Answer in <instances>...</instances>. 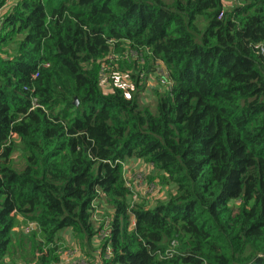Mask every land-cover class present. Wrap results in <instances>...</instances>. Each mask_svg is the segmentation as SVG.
I'll list each match as a JSON object with an SVG mask.
<instances>
[{
  "label": "trees",
  "instance_id": "obj_1",
  "mask_svg": "<svg viewBox=\"0 0 264 264\" xmlns=\"http://www.w3.org/2000/svg\"><path fill=\"white\" fill-rule=\"evenodd\" d=\"M7 1L0 264H54L68 230L93 252L103 205L104 264H264V0L230 12L224 0ZM139 56L138 75L159 65L172 84H156L155 113L136 75L130 96L100 82ZM137 159L168 182L165 201L131 204L124 167ZM18 218L37 231L17 237Z\"/></svg>",
  "mask_w": 264,
  "mask_h": 264
},
{
  "label": "rangeland",
  "instance_id": "obj_2",
  "mask_svg": "<svg viewBox=\"0 0 264 264\" xmlns=\"http://www.w3.org/2000/svg\"><path fill=\"white\" fill-rule=\"evenodd\" d=\"M250 1L251 0H228V2L232 3V8L230 7L231 5L227 8H225L224 6V8L226 12H230L238 5V3L243 4ZM16 3L17 0H8L6 4L7 6L11 7ZM9 10L10 9H5L0 13V29L3 24V18ZM135 56L137 55L135 54ZM136 59L140 61V64L144 63V60H146L147 63V59L145 58V56H141L140 58L135 57L134 59L129 58L128 61H119L115 65L120 70L125 71V73H123L122 75L108 68L107 72L104 75L105 79H107V84H104V87L102 86L103 92L105 94H109L112 93V89L119 88L123 89L128 96L136 93L137 90L133 82L131 83V81H129V76L133 77L136 75V79L140 81V86L145 88L144 93H142L141 95V99L149 100V103H144V105L150 107L151 111L155 113L156 100L154 94L159 87L156 84L159 83L163 91H168V82L162 84L161 82H158V78L156 79L157 74L154 75V73L162 71L161 66L159 65L155 67V72H151L148 64V66L144 67L143 73H140L138 75V72L142 70V67L137 63ZM146 92L148 94H146ZM16 147L17 151L12 158L11 166L16 171H21L26 165V153L22 149V146L19 142L16 143ZM142 162L143 163L141 164H137V162L135 163L136 165L130 164V166L126 163V167L124 170L126 176V184L132 196L131 204L133 206H144L145 204L153 206L156 205L157 202L165 201L166 197L168 195H171L172 188H170L168 182H163V177L151 164L146 163L145 161ZM98 208L99 210H97V216L99 218V227L103 228L99 229V232L97 234V242H94V245L98 244L99 246L97 245L96 249L93 252L87 253L86 251L82 250L75 241H71L68 245L67 242L60 240V242L58 243L59 251L56 254L57 260L54 264H104L103 258L105 256L103 258H100L99 260H95L94 262L90 260L91 258H94L92 255L102 254L101 252H103V244L110 234L109 232L112 215L110 216V213L108 212L105 205H103L102 209H100V207ZM20 219H17V224L14 230L17 237L25 234L24 228L27 225V219ZM64 233L65 232H63V234ZM37 236L39 237V235Z\"/></svg>",
  "mask_w": 264,
  "mask_h": 264
},
{
  "label": "built area",
  "instance_id": "obj_3",
  "mask_svg": "<svg viewBox=\"0 0 264 264\" xmlns=\"http://www.w3.org/2000/svg\"><path fill=\"white\" fill-rule=\"evenodd\" d=\"M258 50H259V53L264 57V45L259 46ZM106 72H107V68H103V70L101 72V76H100V82H101V85L103 87H104V84L105 85L107 84V79H105V76H104ZM156 76H157L156 79L158 78V82H161L162 84H165L168 82V87H170L172 85L171 82L169 81L168 72L165 69H162V71L157 72ZM129 81H131V80L129 79ZM131 83H132V81H131ZM125 167H126V164H125ZM125 167H124V170H125ZM124 177L126 178L125 173H124ZM125 182H126V179H125ZM126 186H127V184H126ZM95 209H96V212L94 214V217L97 218L98 208L96 207ZM26 223H27V225L24 228V233L26 235H31L33 232L37 231V227L34 224V222L26 220ZM107 256H108L107 258H110V252H107Z\"/></svg>",
  "mask_w": 264,
  "mask_h": 264
},
{
  "label": "crops",
  "instance_id": "obj_4",
  "mask_svg": "<svg viewBox=\"0 0 264 264\" xmlns=\"http://www.w3.org/2000/svg\"><path fill=\"white\" fill-rule=\"evenodd\" d=\"M223 4H224V6H225V8H227L228 6H230L232 3H230V2H228V0H226V1H224L223 2ZM238 5H239V3H238ZM231 8H232V5L230 6ZM146 94H148L147 92H146ZM138 162V163H137ZM135 163H137V164H141V163H143L142 162V160L141 161H139L138 159L137 160H133V161H131V162H127V164L130 166V164L131 165H136ZM18 219H20V218H18ZM21 220V219H20ZM61 241H65V242H67V244L69 245L70 244V242L71 241H74V239H73V236H72V232H70L69 230L68 231H65V233L64 234H62V236H61ZM94 258H91L90 260L92 261V262H94L95 260H99V254H96V255H92Z\"/></svg>",
  "mask_w": 264,
  "mask_h": 264
},
{
  "label": "water",
  "instance_id": "obj_5",
  "mask_svg": "<svg viewBox=\"0 0 264 264\" xmlns=\"http://www.w3.org/2000/svg\"><path fill=\"white\" fill-rule=\"evenodd\" d=\"M75 106H78V101L77 100H75Z\"/></svg>",
  "mask_w": 264,
  "mask_h": 264
}]
</instances>
